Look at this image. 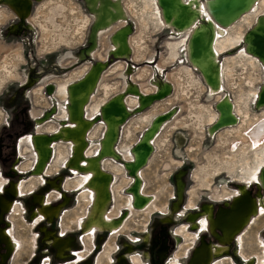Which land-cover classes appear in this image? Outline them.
<instances>
[{
	"label": "rangeland",
	"instance_id": "374dc122",
	"mask_svg": "<svg viewBox=\"0 0 264 264\" xmlns=\"http://www.w3.org/2000/svg\"><path fill=\"white\" fill-rule=\"evenodd\" d=\"M115 1H120L126 16L125 20L111 25L123 21L130 29V52L123 59L115 58L109 50V36L113 29L111 32H100L93 53L86 55L93 21L87 0H32L30 16L25 18V25L21 27L18 17L4 0H0V132L8 127L5 123L17 108H27L24 114L26 129L17 136L15 160L10 170L9 161L0 162V187L5 179L10 183L17 182L14 184L17 187L15 195L22 197L9 196L5 192L8 186L2 193L12 202L10 212L4 215L1 224L7 231L12 230V242L15 245V251L5 264H117L122 257L127 260V264H135L132 256H138L142 264H167L176 253L180 257L184 256L180 261L186 264L202 235H206V240L212 245L217 243L207 232L200 236L195 232L194 222L204 213L205 206L214 211L219 206L229 204L236 196L238 187L244 183L253 195L257 190L256 180L261 168L255 179L253 174L248 176L241 169L254 165V150L246 135L252 128L251 122L261 118L264 112V104L256 105L258 97L255 99L252 96V92L259 91L264 84V66L261 61L255 58L251 64L241 59L233 63L226 62L227 58L240 57L244 50L242 38L234 48L218 55L219 66L227 63L231 67L228 68L230 72L227 76L224 69L221 71L222 92L212 94L200 71L187 59L186 45L190 30L182 35L179 30L169 28L163 22L161 8L156 0H152V3L149 0ZM199 1L205 4L208 0ZM261 8V14L264 15V6ZM261 14L255 18L248 16L228 30L229 35L235 38L241 33L244 37ZM205 19L204 15L200 22L205 23ZM178 40L181 43L172 57L169 44ZM98 64L104 67L91 104L128 92L130 86H136L143 93H153L162 83L171 85L168 97L151 103L145 110L138 111L139 107L135 105L129 108L131 115L119 126L114 142V151L120 159L109 158L112 164L116 161L119 168H123L127 163L129 158H125L118 148H134L139 144L148 125L144 117L159 118L166 112L170 116L163 120L164 125L152 142L151 156L140 171L139 193L149 199V206L152 203L150 211L134 206L131 212L125 206V201L132 195V182L127 183L122 179L132 180L134 176L123 170L121 174L114 175L108 165L101 162L102 169L112 176L105 210L107 214L119 210L114 216L118 226L114 230L85 232L83 224L90 208L89 202L82 198L86 184L84 187L77 186L74 181L80 175L72 173L69 165L62 160H56V148L63 141L52 144L53 155L47 160L49 163L43 175L37 178L32 174L34 158L32 147L27 141L37 131L36 118L42 115L52 113L51 122L47 121L48 127L52 125L59 129L66 125L65 115L59 116L63 112L61 108L65 110L66 101L59 96L46 94L44 87L66 80L72 84L86 70ZM221 94L227 97L234 109L238 104L242 108V100L245 101L248 116L243 121L245 115L235 112L237 121H240L239 126L217 130L214 134L210 131L214 125L209 123L215 119L211 115L216 113ZM127 96L125 94L124 98L127 99ZM87 113L89 111L84 113V118L93 122L92 126L97 122L89 138L98 145V140L104 136L101 119L97 120L100 112L92 119L87 118ZM246 128L248 130H244ZM40 130L37 132H43ZM21 138L19 151L18 142ZM86 141L89 149L88 137ZM66 144L59 147L63 153L68 148L65 158L71 153L70 145ZM96 154L97 151L86 155L90 158ZM178 174L185 185L179 201L173 196V181ZM36 195L39 202L35 201ZM176 202L178 207L174 209ZM43 204L49 209L44 212L47 216L37 212L44 209ZM193 206L195 209H191ZM260 213V216L251 220L250 229L245 228L243 231L246 235H240L244 244L239 239L238 242L232 239L227 245L228 252L214 257L217 264L223 261L225 264H244L247 260L248 264H260L257 255L260 250L262 255L264 250V210H260ZM190 216L195 218L190 219ZM184 223L195 235L190 240L179 237V244L176 230ZM86 233L90 234V238H85ZM155 235H158L157 243L152 239ZM162 238L168 240L170 248L167 258L160 262L156 251ZM57 239L63 242L59 249L56 247ZM238 243L240 250L243 249V256L238 252ZM106 249H109L108 257L104 254ZM147 257L150 259L147 260Z\"/></svg>",
	"mask_w": 264,
	"mask_h": 264
},
{
	"label": "bare ground",
	"instance_id": "6f19581e",
	"mask_svg": "<svg viewBox=\"0 0 264 264\" xmlns=\"http://www.w3.org/2000/svg\"><path fill=\"white\" fill-rule=\"evenodd\" d=\"M34 1H41V0H34ZM149 1L150 3H152V0ZM156 1L159 7L161 8V16L163 22L167 26H169V28H174L176 31L179 30L178 31L179 34L182 35L184 33H187L186 32L187 30H190L188 44L186 45L187 46L186 53L188 55L187 59L190 61L192 66H194L195 68H197L198 71H200L201 77L203 78L204 81L207 82L206 84H208L209 86V91L212 92V94L221 93L223 88L221 84V71L222 69H224V73L227 76L230 72V70L228 71V68H230L231 65H227V63H224V65L219 66V61L217 57L219 54H224L226 51H229L230 49L238 45L242 41V38L244 42V37H245V35L243 37L242 34L240 33L239 36L233 38L229 35L228 30L239 25V23L245 20V18H248V16H252L253 18H255L258 14H261L262 11L261 6L262 5L264 6V0H229V1L224 0L222 6L221 7L218 6L216 8L212 7L215 0L207 1L205 4L200 3L199 0H156ZM225 1L227 2L225 3ZM4 2L6 5L9 6V9H11L13 14L21 18V20L30 16L32 0H4ZM87 5L89 12H91L93 15V21L89 30L90 45L86 50L87 52L86 55L89 56L93 53L97 43L96 38L100 32L102 31L111 32V29H113L112 33L109 36V44L111 46L109 50L112 51L111 55H114V57L117 59H123L125 57H128L130 52L129 27H126V24L123 21L117 23L116 25H111L115 22H119V20H125L126 13L120 1L87 0ZM224 6L227 7L224 9ZM241 11L244 12L239 17H237V19L232 24L226 26L227 23L225 22H228L230 19L232 20L233 18H235V16L238 15ZM211 14L215 19H217L218 23L212 18ZM219 14L226 21L223 22L219 21L218 19ZM204 15L206 18L204 22H206L207 24L201 23L202 22L201 18ZM165 24L164 27H166ZM263 28H264V15L261 14V17L258 18L256 24L251 29L255 30L257 33L258 32L263 33L262 30ZM253 33L250 36L252 38V42L259 43L261 50L264 52V38H257V37H262L261 35L263 34L255 36L253 35ZM180 43L181 40H178L177 42L169 44L171 46L170 55H172V57L175 56L176 54L175 50L177 46L180 45ZM86 55L84 54V57ZM239 56L240 57L238 58H234V57L230 59L227 58L226 62L229 61L230 63H233V61H235L236 59H241L242 61L249 62L251 64V62L255 60V58L259 59L258 57L247 52L245 48ZM103 67L104 66L102 64H98L97 66H92L89 70H86V72L83 73V75L81 76V78H79V80H77L72 84L69 83V80H66L62 83H58L57 85H50L48 89L49 95H55V97L59 96L64 101H66L65 110H63L64 108H61L62 109L61 111L63 112L62 113L60 112L61 115L59 114V116L63 117L65 115L67 121L65 122L66 125L61 126V128L59 129L51 125L47 129H51V130L56 129L55 134L43 135V136L47 138H49V136H53L52 138L53 141L64 142L58 144L56 148L57 161L58 160L64 161L66 157L65 154L68 152V148H66V152L63 153L59 147L66 143L70 145L71 150H73L72 152L75 158L77 160L81 158L80 153H82L81 150L86 145H88V142L86 141V137H88L90 148L88 149L87 153L94 154L99 148L100 149L99 157L96 158V162L98 161V159L105 160L103 165L105 164L108 165L109 169L111 171H114L115 174L116 173L121 174V169L117 165L112 164L109 161V158H115V160L120 159L119 156L114 151V142L116 140V136H117L116 134L118 132L119 126L122 123H124V121L131 115V113L129 112V108L135 105L136 107H139L138 111L145 110L146 107L149 106L151 103L153 104L155 101L168 97L170 95L171 85L167 83H162L156 89L154 88L155 90L153 91V93H143L136 86H130L129 89L127 90L128 92L118 93L112 98L110 97V99L108 98L101 102H95L91 104L90 100L95 97L94 89L101 75ZM105 87L106 86H104V89ZM259 91L252 92L253 94L252 96L255 99H257L258 97ZM125 94L128 95L126 97L127 99L124 98ZM224 95H226V93H224ZM242 105H243L242 108L238 104L236 109H234L231 102L227 99V97L221 94V97L218 101L217 110H215L216 113H213L211 115V118L215 117V119L209 123L210 125L211 124L214 125L213 128L209 126V128H211L210 131L215 134L217 130L233 128L237 125L239 126L240 121H237V115L235 114V112L239 113L240 115L243 114L245 115L243 117V121L248 116V113L246 111V103L243 100H242ZM86 111H89V113L86 114L87 118L89 119L95 118L100 112V117H98L97 120L101 119V122L103 124L104 136L98 140V145L96 143L95 144L92 143V141H90L91 139L89 138L91 135H93L97 122L92 126L93 122H91L90 120H86L84 118V113H86ZM64 112L65 114H63ZM167 113L168 112L162 114L161 117L159 118L157 116L153 118L151 117L150 119L148 118V116L144 117L143 120L146 121L148 120L146 133L144 132L142 134L140 141H138L139 145L135 148V150L133 149L134 151L132 150V153H130L129 148H127L126 146H122L121 149L118 148L119 152L125 158L127 159L129 158V160H126L127 163L124 164V167L128 171V173H131V175L130 174L129 175L134 176L135 178L134 188L136 186L137 187L139 186V181H138L139 179L137 178L136 173L142 166H144V163H146L147 159L151 156L152 142H154L155 135L158 134L157 132L160 129V127L164 125L163 120L169 118L170 114ZM49 119H51V115L46 116V119L44 121H40L39 123L43 124ZM250 126H252V128L247 133L246 137L249 139L250 147H253L251 149L254 150V154L252 156V161H254V165L252 167L249 166L246 169L243 168L241 169V171L248 176H251L253 174L254 178H256L258 169L261 168L256 180V183L259 184V188L261 189L260 184H262V182H261L260 174L261 171L264 169V112L263 114H261V118H256L254 122H251ZM44 127L45 126H41L39 127V129H43ZM244 130H248V128ZM35 148H37L36 142H35ZM71 165L72 167H77L76 160L71 161ZM95 167H96L95 161H91L88 163L86 168L80 167V170L82 171L91 170L93 172L94 178L91 182L97 195V199H96V203H97L98 200L103 202L102 196L104 190L106 191L105 186L107 183V176L104 175V173H102L101 171L96 170ZM174 184L177 188L178 195H180V189L183 187V182L181 180L180 174H178L174 178ZM131 189L130 192L132 193ZM238 189L240 191L239 194L240 196L247 190L246 184L244 183L242 186H239ZM8 190L9 188L7 189V191ZM177 193H176V197H177V201H179L181 200L182 197L179 198ZM237 197H234L233 199H236ZM260 199H262V201ZM257 200L258 203L261 204L260 208L264 210V195L261 194V191L259 192L258 198H256L251 203L254 212L252 215H255L257 213V205H256ZM142 204L144 203L139 202V206ZM262 209L260 210L263 211ZM97 212H98V207L96 204L95 216L90 220L91 223H95ZM211 213L213 212L211 211ZM252 215H250L249 217H251ZM244 216L240 218L239 220L240 222L238 220H236L235 223L233 222V225L235 226L237 224L239 225V223H241V221L244 220L245 218ZM249 217L247 218L245 224L247 223ZM210 227L211 226L209 225L208 232L211 231ZM231 230L232 229L228 228L225 231L226 235L221 236L222 238L220 237L221 240L228 239L230 236L233 237L234 235L232 236V234H230ZM181 231L184 232L185 237L188 238L190 236L182 229ZM226 242L228 241H224L223 243L226 244ZM217 252H220V249H217ZM207 259L208 258L206 257V259L204 258L202 261H205L204 263H206Z\"/></svg>",
	"mask_w": 264,
	"mask_h": 264
},
{
	"label": "flooded vegetation",
	"instance_id": "af4514ba",
	"mask_svg": "<svg viewBox=\"0 0 264 264\" xmlns=\"http://www.w3.org/2000/svg\"><path fill=\"white\" fill-rule=\"evenodd\" d=\"M17 19H18V22H20V27L25 25V22L23 23L25 18L23 20H21V18L18 17ZM49 87L50 86L44 87L45 93L48 94V95H49V92H48ZM26 110H27V108H25V107L17 108L15 110V112L11 115L10 120L5 123L8 127L4 128L0 132V162L6 163V162L9 161L8 168L11 167L12 163L15 160V152H14V150H15V143H16V140H17V136L22 130L26 129V122L27 121L24 118V114L26 113ZM51 114L42 115L41 117L36 118V130L38 131L39 127L45 126L43 129L40 130V131H43L44 133L36 131L34 134H32V136L27 141V142H29V146L32 147L31 153H32L33 158H34V165H33L34 172L32 174H33L34 178H37V177L43 175V172L45 171V168L47 166V162L49 161V158H51V156L53 155V152H54L52 144H54L55 141H53V139H52L53 137L52 138H47V137L43 136V135H46L45 133H48V132H54L53 135L55 134V130L53 131V130L47 129L48 128V122H51V119H49V121L47 120L48 122L46 121L43 124L39 123L40 121H44L46 119V116H50ZM33 122H34V120H33ZM26 136H30V135H26ZM26 136H24L23 138H25ZM15 137H16V139H14ZM23 138H21L19 140V142H18L19 151H20V148H21V143H22V139ZM34 141L36 142L37 148H35V142ZM62 143H64V142H62ZM130 149L133 150V148L129 147V150ZM72 151L73 150H71L70 156L64 159L63 163L68 164L69 167H70V170L72 171V173L76 174V176L80 175V177L76 178L75 181H74L77 186L84 187V184H86V192L83 193L82 198L83 199L85 198L89 202L90 208H89L88 213L86 215V220L84 221V224H83V231H85V232H87V231L91 232L92 231L93 232V231H98V230L107 231V230L116 229L117 226H118V222H117V220H116V218L114 216L116 214H118L119 210L112 211V212H110L108 214H107V212L105 210L106 204H107V199H109L108 193H109V189L111 187L112 176L109 175L107 172H105L102 169V167H101V162H104L105 160L98 159V161L96 162V158L99 157L100 149L98 148L97 154L95 156L89 158L86 155L87 151H88V148H87V145H86L81 150L82 151V153H80L81 158H79L78 160L75 158V156H74ZM20 155H21V153H20ZM47 156H48V159H47L48 161L46 160ZM21 157H22V155H21ZM73 160H76L77 167H72L71 161H73ZM91 161H95V166H96L95 169L96 170L101 171L102 173H104V175L107 176V183H106V186H105L106 191L104 190V193H103V196H102L103 202L98 200L97 203H96L97 195H96L95 189L92 186V182H91L93 180V178H94L93 172L91 170H85V171L80 170V167L86 168L88 163L91 162ZM128 162H130V161H128ZM130 163H132V162H130ZM114 164L117 165V162L115 161ZM117 166L119 167V165H117ZM142 167L136 173V176H137L138 179L140 177V171H141ZM120 169L123 170V171L128 172L125 169V167L120 168ZM9 170H10V168H9ZM112 172L115 175L114 171H112ZM6 174H8V173H6ZM181 180L183 182L182 176H181ZM123 181H126L127 183L128 182H132L131 187L133 186V188L131 189L132 195L126 199L125 206H127L131 210V212H133L134 205L139 207V208H146L145 210L150 211L149 210L150 207H148L149 206V199L146 196H144L143 194L139 193L140 180H138L139 181V186L137 187L136 184H135V186H136L135 188H134L135 178H132V180H130V179L128 180L127 178H125V179H123ZM16 183L13 182V181H11V183H10L9 180L5 179V182H3L2 186L0 187L1 188V190H0V211L2 213H4L3 216H2V220L4 219L3 218L4 215L7 214L8 212H10V205H11V202H12L11 199H8L4 194H2L3 190H4L5 186H10L8 192H10L11 194L10 193H7V194H9V196H11V197H20V195H18V196L15 195V190L17 189V187L14 186V184H16ZM173 183H174V181H173ZM96 187H97V185H96ZM247 187L248 186H246V189H247ZM133 190H134V193H133ZM173 191H174V193H173L174 195L173 196H174L175 200H177V197H176L177 188H176L175 184H173ZM184 191H185V185H184V182H183V187L180 189V195H178V193H177L179 198L182 197ZM239 194H240V191H239V189H237L235 197L239 196ZM20 198H22V197H20ZM37 200H39V197L36 195L35 196V201L39 202ZM258 200L256 202L257 203L256 204L257 205V213L255 215H252L251 217H249L247 223L243 226V228L237 234H235L232 237V239H234V241L236 240L237 242H238V239H239L242 242L241 243L242 245L244 244V242H243L244 240L241 239L242 236H240V235L243 234V231L245 230V228H250L249 225L251 223V220L255 216H258L260 214V209H261L260 205L261 204L258 203ZM260 200L262 201V199H260ZM139 202L140 203H144V204L139 206ZM177 203L178 202L175 203L174 207H178ZM96 204H97V207H98V212H97V215H96L95 223H91L90 220L92 218H94V216H95V205ZM43 207H44V209H40L39 211H37L39 213V215H42V216L45 215L44 212L49 211L48 208H45V207H47L46 204H43ZM188 209L190 210V208H188ZM191 209H195V207L194 208L191 207ZM211 211H210V207L205 206L204 213L200 214V216L198 217L199 220L194 222V225L196 226L195 227V229H196L195 232H197L198 236H200L204 232H208L209 225L213 223V219H214L213 215H214V212L216 211V209L214 211H212L213 213H211ZM191 214H189V215H191ZM45 216H47V215H45ZM49 216L51 217V215H49ZM193 217L195 218V216H190V219H192ZM181 229L183 231H185L186 233H188L190 235V237H188V238L185 237V234H184V232L181 231ZM195 232L191 233L187 229V225L185 223L182 224L176 230L177 243H178V241H180L179 237H182V236H183V238L190 240L191 237L195 235ZM12 235H13L12 230H8L7 231V229H5L2 226V224L0 223V263H2V264H5L7 262V260H8V258L10 257V255L15 251V245L12 242V239H13ZM149 237L150 236L148 235V238H147L148 241L150 240ZM85 238H87V239L90 238V234L86 233ZM221 238H220V240H221ZM152 239H153V241L155 243H157L158 242V235L153 236ZM229 239H231V236L228 239L221 240V241L222 242L228 241L230 243L232 240L230 241ZM163 242H165V244H166L167 253H166V255H165V257L163 259L160 260V259L157 258V260H159L160 262L164 261L165 258H167V255H168V252H169L168 250L170 248V244H169V242H168V240L166 238L165 239H163V238L161 239L160 246L162 245ZM167 242H168V244H167ZM61 244L63 245V242H59V239H57L56 240V246L57 247H61ZM179 244H181V241L179 242ZM238 247H239V251L238 252L240 253L241 256H243V249L240 250L241 247H240L239 243H238ZM217 249H220V252H217ZM228 249L229 248L227 246V243L226 244L225 243H222V244L214 243L213 245H210L209 246L210 253H208V259L206 261V264H217L216 261H214L215 260L214 257L222 256L224 253L228 252ZM263 249H264V247H263ZM187 250H188V248H187ZM187 250H186V252H187ZM108 253H109V249L104 250V254H106L107 257H108ZM260 253H261V250H260ZM260 253L257 255L258 263L264 264V255H263L264 254V250H263V254L262 255H260ZM184 255H185V253H184ZM183 257L178 256V254L176 253V255L174 257H172V259L170 261H168L167 264H181L180 260ZM131 258L133 259L135 264H142V261L139 259L138 256H132ZM149 259H150V257H147V260H149ZM226 262H228V261H226ZM116 263L117 264H127V260L124 257H122V258L119 259V262L117 261ZM230 263H232V262H230ZM186 264H187V262H186ZM219 264H225V262L223 261V263H219ZM226 264H228V263H226ZM244 264H248V260Z\"/></svg>",
	"mask_w": 264,
	"mask_h": 264
},
{
	"label": "water",
	"instance_id": "95a60500",
	"mask_svg": "<svg viewBox=\"0 0 264 264\" xmlns=\"http://www.w3.org/2000/svg\"><path fill=\"white\" fill-rule=\"evenodd\" d=\"M208 1H212V0H208ZM223 1L224 0H215L212 7L213 8H216L218 6L221 7ZM226 2L227 1H225V3ZM226 7L227 6H224V9ZM244 11H241L232 20L230 19L228 22H225V23H227L226 26H228L231 23H233L237 19V17H239ZM211 16H212V14H211ZM218 17H219L218 18L219 21H221V22L226 21L225 19H223L221 17L220 14L218 15ZM212 18L218 23L217 19H215L213 16H212ZM203 24H207V23L205 22ZM262 30H263V33H260V32L257 33L253 29H251L249 32H247L245 34V37H244V48L250 54L258 57L261 60L263 66H264V59H263L264 58V52L261 50L260 44L256 43V42H252V38L250 37L253 32H256V33H253V35L258 36L260 34H263V35H261L262 37H257V38H264V28ZM263 104H264V84L260 88V92H259V95H258V99H257V104L256 105H263ZM52 137L53 136H49V138H52ZM138 145L139 144L135 145L133 149H135ZM47 159H48V156H47L46 160ZM129 174L131 175V173H129ZM260 178H261V182H262V184H260L261 185V189L259 188V185L257 184L256 185V189L257 190H256L254 195L252 194L251 190L247 189L239 197H237L236 199H233L231 201V203L226 204L225 206H221V207L219 206L216 209V211L214 212V215H213L214 216L213 224L212 225L210 224L211 231L208 232V236L213 238L214 241H216L219 244L223 243L222 241L219 240V238L221 236L226 235L225 231L228 228L232 229L231 233H230V234H232V236L237 234L243 228V226L245 225V222H246L247 218L254 213L251 203L256 198H258L260 191H261V194L264 191V169L261 171ZM9 187L10 186L5 188L6 193H10V192L7 191V189ZM3 214L4 213H2L0 211V223H2V215ZM243 216L245 217L244 220L241 221V223H239L240 222L239 221L240 218L243 217ZM236 220L239 221L238 222L239 225L238 224H237L238 226L236 225L237 227L235 225H233V222L235 223ZM206 238H207L206 235H202L201 236L198 245L192 250L191 256H190L189 260L187 261V264H206V263H204L205 261H202V260L204 258L206 259V257L208 258L207 253H210L209 246L212 245L210 242H208L206 240ZM231 240H232V237H231L230 241ZM226 243H229V242H226ZM166 253H167L166 244H165V242H163L162 245L159 247V249L156 251V257L161 260V259H163L165 257Z\"/></svg>",
	"mask_w": 264,
	"mask_h": 264
},
{
	"label": "built area",
	"instance_id": "2783aa9c",
	"mask_svg": "<svg viewBox=\"0 0 264 264\" xmlns=\"http://www.w3.org/2000/svg\"><path fill=\"white\" fill-rule=\"evenodd\" d=\"M191 229V228H190Z\"/></svg>",
	"mask_w": 264,
	"mask_h": 264
},
{
	"label": "snow or ice",
	"instance_id": "6c2138e0",
	"mask_svg": "<svg viewBox=\"0 0 264 264\" xmlns=\"http://www.w3.org/2000/svg\"><path fill=\"white\" fill-rule=\"evenodd\" d=\"M255 179V178H254Z\"/></svg>",
	"mask_w": 264,
	"mask_h": 264
}]
</instances>
